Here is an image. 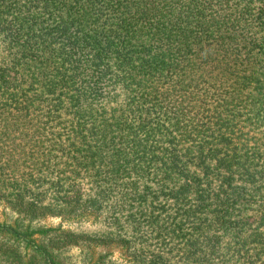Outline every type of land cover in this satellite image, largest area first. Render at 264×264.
Returning <instances> with one entry per match:
<instances>
[{
  "label": "trees",
  "instance_id": "16d2710c",
  "mask_svg": "<svg viewBox=\"0 0 264 264\" xmlns=\"http://www.w3.org/2000/svg\"><path fill=\"white\" fill-rule=\"evenodd\" d=\"M1 43L0 135L17 129L35 166L22 182L58 192L57 155L90 181L47 207L13 191L16 211L105 209L115 229L2 221L0 264H70L63 238L129 264H264V0H0Z\"/></svg>",
  "mask_w": 264,
  "mask_h": 264
},
{
  "label": "rangeland",
  "instance_id": "374dc122",
  "mask_svg": "<svg viewBox=\"0 0 264 264\" xmlns=\"http://www.w3.org/2000/svg\"><path fill=\"white\" fill-rule=\"evenodd\" d=\"M0 47H2V43L0 44ZM16 131L17 129L15 128L5 131V134L9 136V138H4L0 135V222L4 221L8 224H14V221L19 217L25 219V222L31 224L34 229L53 228L70 233L72 235L71 238L74 236H82L83 234L92 235L95 231L113 232L115 228L112 226V222H114L115 219H111V216L109 218L110 212L105 209H102V211L90 210L84 212V216L80 219L52 215L45 210L43 211L42 216L36 218L34 221H27L25 217H22L23 213L19 214V211H16V207L13 205L14 202L11 201V196H9V193L12 194L13 191L16 192V194L17 192L20 193L23 197L30 196L32 198H39L43 202L42 206L47 207V205L53 200H60L63 197L64 189L67 187L69 188L70 184V193L69 190L66 192L69 200L73 197L78 198L81 196L83 198L84 193L87 191L86 189L90 188L89 173L84 171L78 175L74 174L71 171V167L65 166L66 160H59V155H57V164L46 170V178H48V180L50 179L51 182L55 181L53 177L59 176L63 170L68 173L70 179L62 181V187H59L58 192L53 195L41 193L44 191V187H40L39 189L35 187H33V189H28L27 186H30L29 188H31L32 184L24 185L22 182L24 181V173L29 169L34 170L35 166H32V164L31 166H25L22 163L26 156L20 153L19 145L25 144L26 139L18 140V134L15 133ZM12 141L16 145H13ZM35 142L36 139L33 138L28 140L26 144L32 145ZM50 145L51 144H48L47 146L50 147ZM50 153L55 154L57 152ZM39 157L42 158V156ZM13 162H15V166H12ZM2 182H5L8 186L1 185ZM14 201H17L16 196L14 197ZM10 202H12V204ZM77 233L81 234L77 235ZM71 244H74V242L71 241ZM71 244H69L68 238H63V240H60L57 243L58 246H65L62 250L63 256L67 258V261L70 264H82L83 255L88 254L90 257L95 258L97 254L105 251L111 252L110 261L112 264H129L126 256L127 253L117 247L118 245L115 243H112L107 247L98 245L89 249H85L87 245L83 240H79L74 244L75 246Z\"/></svg>",
  "mask_w": 264,
  "mask_h": 264
}]
</instances>
